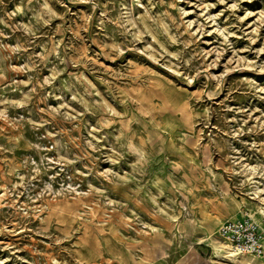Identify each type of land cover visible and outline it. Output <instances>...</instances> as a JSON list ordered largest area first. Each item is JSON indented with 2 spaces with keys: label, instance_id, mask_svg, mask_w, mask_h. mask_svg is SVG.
Here are the masks:
<instances>
[{
  "label": "rangeland",
  "instance_id": "obj_1",
  "mask_svg": "<svg viewBox=\"0 0 264 264\" xmlns=\"http://www.w3.org/2000/svg\"><path fill=\"white\" fill-rule=\"evenodd\" d=\"M262 207L264 0H0V264H264Z\"/></svg>",
  "mask_w": 264,
  "mask_h": 264
},
{
  "label": "built area",
  "instance_id": "obj_2",
  "mask_svg": "<svg viewBox=\"0 0 264 264\" xmlns=\"http://www.w3.org/2000/svg\"><path fill=\"white\" fill-rule=\"evenodd\" d=\"M218 234L237 254L264 256V233L250 215L225 220Z\"/></svg>",
  "mask_w": 264,
  "mask_h": 264
},
{
  "label": "bare ground",
  "instance_id": "obj_3",
  "mask_svg": "<svg viewBox=\"0 0 264 264\" xmlns=\"http://www.w3.org/2000/svg\"><path fill=\"white\" fill-rule=\"evenodd\" d=\"M185 203V202H184ZM262 212L264 214V207L261 208ZM186 212V211H185ZM187 213V212H186ZM189 215V214H188ZM178 221V220H177ZM177 225V224H176ZM190 227V226H189ZM178 228L180 230V233L183 234V232H186L188 230V228L185 226V222L183 220L178 221ZM188 244H191L192 241L190 242L189 240H187ZM189 246V245H188ZM193 246V245H192ZM227 256L232 259L233 261H243L242 257L240 256V254H237L235 252H228L226 251Z\"/></svg>",
  "mask_w": 264,
  "mask_h": 264
}]
</instances>
